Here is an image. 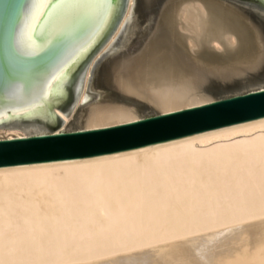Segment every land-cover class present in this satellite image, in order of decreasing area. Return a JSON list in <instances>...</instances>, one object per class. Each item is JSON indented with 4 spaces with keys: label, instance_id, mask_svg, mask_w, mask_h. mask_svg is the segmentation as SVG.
Listing matches in <instances>:
<instances>
[{
    "label": "bare ground",
    "instance_id": "6f19581e",
    "mask_svg": "<svg viewBox=\"0 0 264 264\" xmlns=\"http://www.w3.org/2000/svg\"><path fill=\"white\" fill-rule=\"evenodd\" d=\"M134 2L124 0L120 24L88 61L73 109ZM237 9L166 0L143 51L118 67L117 87L165 113L203 104L214 82L259 69L264 34ZM252 49L253 60H239ZM131 108L94 105L86 129L137 120ZM4 124L0 139L25 136ZM0 264H264V117L115 153L0 167Z\"/></svg>",
    "mask_w": 264,
    "mask_h": 264
},
{
    "label": "water",
    "instance_id": "95a60500",
    "mask_svg": "<svg viewBox=\"0 0 264 264\" xmlns=\"http://www.w3.org/2000/svg\"><path fill=\"white\" fill-rule=\"evenodd\" d=\"M238 1L264 34L256 19L264 20V0ZM123 5L10 0L0 10V124L31 134L0 139V167L115 153L264 117L263 87L130 122L51 132L64 122L54 107L71 112L80 101L88 61L120 24Z\"/></svg>",
    "mask_w": 264,
    "mask_h": 264
},
{
    "label": "rangeland",
    "instance_id": "374dc122",
    "mask_svg": "<svg viewBox=\"0 0 264 264\" xmlns=\"http://www.w3.org/2000/svg\"><path fill=\"white\" fill-rule=\"evenodd\" d=\"M165 1L166 0H160L159 2H157V0H135L129 23L123 27L114 43L109 46L100 58H97L92 65L89 76L90 78L87 80L86 90L84 93L85 98L81 101V103H78L74 109L72 108L71 112L61 109L65 115L68 116L69 121L62 122L51 132L86 129V119L90 109L92 106L98 104H122L129 108L132 107L131 109L135 110L137 118L162 113L159 108L155 107L151 103L122 92L117 87L115 79L117 69L121 63L124 62V60L129 59V57L132 58V56L135 57L137 54L139 55V53L143 51V47H145L144 45H146L148 38L155 29ZM218 1L229 4L234 8H238V5L235 3L239 2L238 0H234L235 2L232 0ZM239 12L241 14V19L245 24L248 23L250 25L249 27H257L260 29L259 26L248 16L243 14L241 11ZM256 19L264 26V20L262 18L256 17ZM244 47L248 48L250 46L246 43V45L244 44ZM256 51L257 50L252 49L250 52L245 53V56L242 55L239 60H253L258 53ZM214 83V85L211 84V87L209 86L210 88L208 87L209 89L205 91L206 102L257 88H263L264 65L259 69L237 77L234 80L224 81L223 83ZM1 128L6 133L11 132L12 130L18 131L20 129L21 131L19 130L18 132H22L23 135H31L21 124L6 123ZM5 132L1 133V137H5L3 136L6 135Z\"/></svg>",
    "mask_w": 264,
    "mask_h": 264
},
{
    "label": "snow or ice",
    "instance_id": "6c2138e0",
    "mask_svg": "<svg viewBox=\"0 0 264 264\" xmlns=\"http://www.w3.org/2000/svg\"><path fill=\"white\" fill-rule=\"evenodd\" d=\"M62 2H77V0H62ZM80 2H84V0H80ZM105 3H112V0H104ZM10 3V0H0V10L3 9L4 6ZM53 55L55 54L54 52L52 53ZM169 118H172V114L169 115Z\"/></svg>",
    "mask_w": 264,
    "mask_h": 264
}]
</instances>
